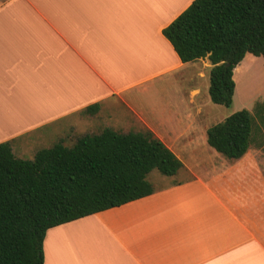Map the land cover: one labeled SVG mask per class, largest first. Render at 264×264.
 <instances>
[{"label": "crops", "instance_id": "0c3cea01", "mask_svg": "<svg viewBox=\"0 0 264 264\" xmlns=\"http://www.w3.org/2000/svg\"><path fill=\"white\" fill-rule=\"evenodd\" d=\"M191 1L0 0V142L39 141L42 126L58 138L146 129L182 162L167 180L147 175L146 196L48 228L43 264H264V144L237 159L207 144L212 65L181 62L162 34ZM68 62L89 76L76 68L69 83ZM53 63L59 112L46 115Z\"/></svg>", "mask_w": 264, "mask_h": 264}, {"label": "trees", "instance_id": "16d2710c", "mask_svg": "<svg viewBox=\"0 0 264 264\" xmlns=\"http://www.w3.org/2000/svg\"><path fill=\"white\" fill-rule=\"evenodd\" d=\"M181 62L207 57L208 95L230 107L233 70L249 53L264 64V0H192L162 29ZM98 103L83 113L94 114ZM257 132L241 108L206 129L207 144L227 159L241 157ZM181 160L150 130L110 127L58 140L32 159L0 142V264H43V238L53 226L122 205L153 192L152 170L172 176Z\"/></svg>", "mask_w": 264, "mask_h": 264}, {"label": "rangeland", "instance_id": "374dc122", "mask_svg": "<svg viewBox=\"0 0 264 264\" xmlns=\"http://www.w3.org/2000/svg\"><path fill=\"white\" fill-rule=\"evenodd\" d=\"M0 45L2 42L0 41ZM8 48L0 47V52H8ZM76 66V67H74ZM73 64L68 62V66L66 67L68 73V82L70 83L75 76V69L78 68L80 73H84L80 64ZM60 65L55 63L52 64L51 69V98H50V106L49 109H46V115H53V113L59 112V108L57 107L58 99L60 97ZM65 72V68L62 69ZM87 78L89 74L84 73ZM63 77L65 74L62 75ZM91 77V75H90ZM233 79L235 81V88L233 94V102L230 107H224L221 105L214 104L210 101L209 95L207 92V107L203 106V102L205 100V91H202L201 96L199 98V102L202 104V119L199 121L200 128L205 129L209 125H212L224 117L228 116L232 112L239 110L241 108H246L251 111L253 114L256 124H257V132L251 142V144H264V64L262 58L259 56H254L252 54H245L240 63L233 70ZM47 99V97H46ZM72 101L69 99V102ZM71 104V103H70ZM53 105V106H52ZM39 115V111H37ZM68 119H61L62 125L67 123ZM41 127V126H40ZM44 127L43 133L46 134L44 139H39V141H33L35 139V134L37 130H33L31 132H25L21 135L11 137L8 140L10 145L12 146L14 154L18 157L25 159H32L35 152L43 147L51 146L53 143L57 142L59 139L66 146L73 145L77 134L70 127L67 130L63 131V135L58 138L56 134H59L61 130H49ZM39 128V127H38ZM99 129V128H98ZM39 129L38 131H40ZM146 130V129H144ZM139 130V131H144ZM44 137V136H43ZM30 141H33V144L24 145ZM17 151V152H16ZM23 151V152H20ZM20 154V156H19ZM150 178L154 175L163 178L164 180L169 179V177L160 174L157 170H152L148 176ZM153 179V178H151Z\"/></svg>", "mask_w": 264, "mask_h": 264}]
</instances>
